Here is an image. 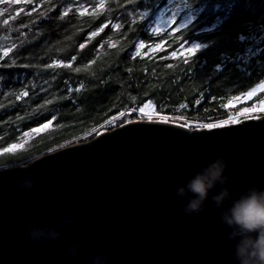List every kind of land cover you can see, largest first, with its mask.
<instances>
[{
	"label": "trees",
	"instance_id": "obj_1",
	"mask_svg": "<svg viewBox=\"0 0 264 264\" xmlns=\"http://www.w3.org/2000/svg\"><path fill=\"white\" fill-rule=\"evenodd\" d=\"M181 46L196 49L187 63L171 57ZM0 77V162L87 142L149 100L192 124L227 120L264 98L229 106L264 83V0H0Z\"/></svg>",
	"mask_w": 264,
	"mask_h": 264
},
{
	"label": "water",
	"instance_id": "obj_2",
	"mask_svg": "<svg viewBox=\"0 0 264 264\" xmlns=\"http://www.w3.org/2000/svg\"><path fill=\"white\" fill-rule=\"evenodd\" d=\"M230 155L238 196L264 186V117L212 129L134 121L0 174V264H236L235 242L209 198L185 215L177 187L218 156ZM35 186L22 189L26 177ZM72 223L55 241L29 229ZM79 247L74 259L69 248Z\"/></svg>",
	"mask_w": 264,
	"mask_h": 264
},
{
	"label": "clouds",
	"instance_id": "obj_3",
	"mask_svg": "<svg viewBox=\"0 0 264 264\" xmlns=\"http://www.w3.org/2000/svg\"><path fill=\"white\" fill-rule=\"evenodd\" d=\"M230 159L227 154L218 156L178 185L176 195L187 201L181 203L180 208L185 215L199 214L211 198L221 221L231 230L228 238L235 242L236 264H264V186H249L238 196L234 195L229 187L233 177L226 174ZM17 166L25 167L24 164L0 162V174ZM35 183V179L28 176L20 187L30 190ZM71 223L70 218L64 217L54 227L38 224L29 229L28 235L33 242L55 241L61 237V229ZM69 252L75 259L79 247L72 245ZM91 264H110V261L100 252Z\"/></svg>",
	"mask_w": 264,
	"mask_h": 264
},
{
	"label": "snow or ice",
	"instance_id": "obj_4",
	"mask_svg": "<svg viewBox=\"0 0 264 264\" xmlns=\"http://www.w3.org/2000/svg\"><path fill=\"white\" fill-rule=\"evenodd\" d=\"M179 29L180 28L173 29V31H178ZM157 31H159V29H157ZM92 34L95 35V33H92ZM81 47H84V45L81 44ZM140 47L144 48L145 47L144 43H141ZM158 50H163V44L162 43H158L154 47H152V53H155ZM195 51H196V49H186L185 47L181 46L179 48V51L173 50L171 52V57L172 58L183 57L185 63H187L188 58L190 56H192L195 53ZM4 55H7V50H5ZM6 66H11V65H6ZM25 66H27V65H25ZM2 79H3V77H0V80H2ZM255 92H256V89L253 88L251 91L247 92L246 94L235 97L234 102L240 103L243 100L250 99ZM229 106H231V105H229ZM152 107H153L152 102L149 100L148 102L144 103L143 105L139 106L138 108H136V107L129 108V109H127V111L130 113L131 112H137L139 114L147 115L148 120L151 121V119H152ZM251 111H252V108H249V107H245L243 109V112L246 114L250 113ZM114 119H115V117H110L109 121H106L105 123L107 124L111 120H114ZM160 120L165 122V123H168L169 118H168V116L161 115ZM51 123H52L51 120H49L45 124L40 125L37 129H32L29 132H25L24 136L28 137V136H32V135H38L41 131L47 130L51 126ZM125 123H131V118H129L127 121H125ZM177 123H178V126L181 128L189 127V126H195V127H204V128L212 129V128L222 127L223 125H225L227 123H238V121L237 120H216L213 122L203 123V124L196 123L195 125H189V123L187 121H185L184 123H179V122H177ZM10 147L14 148V147H18V146L12 145Z\"/></svg>",
	"mask_w": 264,
	"mask_h": 264
},
{
	"label": "rangeland",
	"instance_id": "obj_5",
	"mask_svg": "<svg viewBox=\"0 0 264 264\" xmlns=\"http://www.w3.org/2000/svg\"><path fill=\"white\" fill-rule=\"evenodd\" d=\"M260 93H264V83L256 88V92L253 94V96L250 99L243 100L240 103H235L233 101L230 104L231 105L230 107L231 108H237L239 105L246 104V103L252 101ZM247 107L252 108V111L250 113H247V114L244 113L243 112V109L244 108H243V109H240L239 111L234 112L231 115V117L229 119H227V120H237L238 123H239V122H243V121L248 120V119L262 118V117H264V98H262L260 101H258V103H256L255 105L247 106ZM133 113H136L137 114V118L132 119L130 117V115L133 114ZM124 116H127L128 119L131 118V122H134V121H149L147 115L139 114L137 112H131L130 113L127 110L124 111L121 115L117 116L114 120H116L118 118H121V117H124ZM160 116H161V114L156 113L155 110H154V107H152V119H151V121L163 122V121L160 120ZM168 118H169L168 123H171V124H174V125H178L177 122H179V123H184L185 122L184 120H181V119H178V118H174V117H171V116H168ZM114 120H112V121H114ZM188 123H189V125H195V124H192L190 122H188ZM113 124H114V122H111L109 125H113ZM232 124H236V123H227V124H225L223 126L232 125ZM109 125L106 126L101 132L108 131L109 130L108 129L109 128ZM185 128H188L190 130L208 129V128H204V127H195V126H189V127H185ZM101 132H99V133H101ZM76 143H82V142H80V140H78V141L75 142V144ZM14 150H15V148H12L9 151H14ZM26 164H28V163H26ZM26 164H24V165H26Z\"/></svg>",
	"mask_w": 264,
	"mask_h": 264
}]
</instances>
